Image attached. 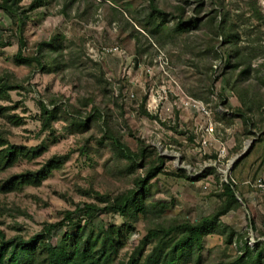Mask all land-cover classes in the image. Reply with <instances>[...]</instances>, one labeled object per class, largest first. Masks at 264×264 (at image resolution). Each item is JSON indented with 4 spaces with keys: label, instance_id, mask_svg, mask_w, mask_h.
Returning <instances> with one entry per match:
<instances>
[{
    "label": "rangeland",
    "instance_id": "rangeland-1",
    "mask_svg": "<svg viewBox=\"0 0 264 264\" xmlns=\"http://www.w3.org/2000/svg\"><path fill=\"white\" fill-rule=\"evenodd\" d=\"M31 2L24 0L20 12ZM150 3L56 0L27 13L22 34L20 19L0 11V40L10 43L0 48V74L14 73V83L22 86L0 100V135L27 146L45 140L49 143L43 155L18 162L0 178L36 170L54 155L70 153L69 160L41 186L0 193V232L4 240L29 239L45 223L62 220L66 210H74L83 202L103 205L94 192H124L145 173L146 167H138L135 173L124 172L127 163L117 158L110 141L99 142L104 134L101 121L84 132L74 124L75 119L87 118L96 107L133 151L145 145L165 159L163 172L154 179L151 197L152 201L168 204L163 217L141 216L135 230L127 234V244L114 264L129 259L153 220H195L213 213L220 203L221 185L229 181L237 189L240 206L221 219L243 238L230 245L220 234L208 235L200 264H222L240 253L245 241L251 246L264 241V187L259 186L260 180L264 183V55L258 54L253 61L261 71L237 86L246 102L253 103L252 111L242 116L237 110L242 107L240 92L221 76L229 46H223L222 38L206 20L208 15L217 14L221 21L226 15L240 35L238 47L261 53L264 0H155L170 19L157 33L140 26L151 11ZM181 13L186 18H200L201 27L174 33L173 17ZM134 30L144 35L139 43ZM56 35L64 38L61 50H42L52 72L35 63L26 66L15 61L20 36L26 43L23 55L31 56L38 54L41 42ZM53 58L61 62V68L55 70L59 64H53ZM238 71L228 70L231 83ZM145 96L146 110L155 119L140 112ZM52 100L62 109L61 119L53 123L52 132L43 131L39 103L43 101L52 108ZM194 101L202 103L207 113L194 106ZM9 115L21 117L23 123L14 125ZM246 149L247 154L241 157ZM181 169L189 178L177 176ZM123 222L114 213L95 219L98 228ZM65 230H55L52 242L57 243Z\"/></svg>",
    "mask_w": 264,
    "mask_h": 264
},
{
    "label": "trees",
    "instance_id": "trees-1",
    "mask_svg": "<svg viewBox=\"0 0 264 264\" xmlns=\"http://www.w3.org/2000/svg\"><path fill=\"white\" fill-rule=\"evenodd\" d=\"M24 0H0V11L8 13L20 19V33L23 32L25 19L30 13L38 8L46 7L56 0H32L29 7L20 12L21 3ZM151 11L140 23L142 29L150 33L161 31L162 26L169 21L168 13L161 11L155 0H150ZM23 14V17H20ZM209 16V15H208ZM207 22L211 25L216 36L222 38L226 49L227 58L222 72V77L232 89L240 92L242 107L238 108L239 114L244 116L253 109V103L246 102L243 91H239L238 84L246 81L255 71H261L253 66L257 55H264V47L261 53L252 54L244 48L238 47L240 35L234 30V24L228 23L226 15L218 21L217 14L208 17ZM175 23L172 27L176 34H184L201 27V19L196 16L186 18L183 13L174 16ZM133 36L139 43L140 31L134 30ZM64 38L58 35L50 41L39 44L38 54L25 56L23 48L25 40L20 36V47L15 54V61L20 65L32 66L34 63L47 71H53L42 50L58 52L63 46ZM10 43L0 40V48ZM218 56V55H217ZM55 70L61 68V62L57 58L51 61ZM139 63V61H137ZM263 66L262 64L259 67ZM228 70H239L234 81L228 77ZM228 74V75H227ZM225 75H227L225 77ZM14 73L4 72L0 74V100L9 98L10 92L21 85L14 83ZM22 87V86H21ZM147 96L139 105L140 112L150 118H157L146 110ZM224 104L227 101L223 100ZM42 130H53V123L61 119V107L55 100L51 101L52 108L45 102L40 103ZM14 125H21L22 118L17 115H9ZM102 122L104 134L100 143L110 141L114 154L120 161H125L127 167L125 173H135L138 167H146L143 175L135 179V186L117 194H100L94 192L96 198L103 205L94 202H83L74 210H66L64 218L54 223H45L43 229L30 237L23 239L15 237L4 240L0 232V264H114L121 250L127 244V234L135 230V223L141 218L161 219L168 204L163 201L151 200L154 195V179L163 172L165 159L155 153L148 146L141 145L138 151H133L122 139L117 131L110 125L109 118L98 108L93 107V112L85 119H75V125L79 130L89 131L95 121ZM260 141V140H259ZM49 148L47 140L36 146H27L10 142L6 137L0 135V174L17 165L22 160L33 161L43 155ZM70 158V153L54 155L36 170H26L12 174L6 178H0V193L7 194L23 190L27 186H41L51 174L60 169ZM153 158V159H152ZM189 178L181 169L177 175ZM156 186V185H155ZM232 181L221 185L218 197L219 205L209 215L195 220H168L167 222L154 221L149 223L147 234L139 246L123 264H200L205 239L211 234L224 236L227 244H233L237 239H242V234L233 226L222 221V216L240 206L237 197V189ZM119 214L124 222L120 225L110 223L105 227L98 228L95 219L101 214ZM84 220V223L82 222ZM66 227L61 239L57 243L52 242L55 230ZM252 227L255 225L252 224ZM150 247L149 249H147ZM240 253L231 256L222 264H264V241H257L251 246L246 241L242 243Z\"/></svg>",
    "mask_w": 264,
    "mask_h": 264
},
{
    "label": "built area",
    "instance_id": "built-area-1",
    "mask_svg": "<svg viewBox=\"0 0 264 264\" xmlns=\"http://www.w3.org/2000/svg\"><path fill=\"white\" fill-rule=\"evenodd\" d=\"M194 106L199 107V109L201 108L202 111L207 113V110H206L205 106L202 103L194 101ZM212 130H213V128L210 127V132H212ZM259 186L260 187H264V183L261 180L259 181Z\"/></svg>",
    "mask_w": 264,
    "mask_h": 264
},
{
    "label": "water",
    "instance_id": "water-1",
    "mask_svg": "<svg viewBox=\"0 0 264 264\" xmlns=\"http://www.w3.org/2000/svg\"><path fill=\"white\" fill-rule=\"evenodd\" d=\"M248 152V149H246V151L241 155V157H243L244 155H246ZM239 199V198H238Z\"/></svg>",
    "mask_w": 264,
    "mask_h": 264
}]
</instances>
